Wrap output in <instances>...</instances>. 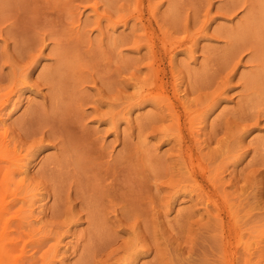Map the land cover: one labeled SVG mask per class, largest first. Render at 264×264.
I'll return each mask as SVG.
<instances>
[{
	"label": "rangeland",
	"instance_id": "obj_1",
	"mask_svg": "<svg viewBox=\"0 0 264 264\" xmlns=\"http://www.w3.org/2000/svg\"><path fill=\"white\" fill-rule=\"evenodd\" d=\"M0 264H264V0H0Z\"/></svg>",
	"mask_w": 264,
	"mask_h": 264
},
{
	"label": "bare ground",
	"instance_id": "obj_2",
	"mask_svg": "<svg viewBox=\"0 0 264 264\" xmlns=\"http://www.w3.org/2000/svg\"><path fill=\"white\" fill-rule=\"evenodd\" d=\"M235 4V3H234ZM227 7H229V6H227ZM234 7H235V5H234ZM232 9V8H231ZM230 12V11H229ZM149 34V33H148ZM181 41V40H180ZM171 43V42H170ZM168 45V44H167ZM168 48V47H167ZM249 49V48H248ZM184 54V53H183ZM186 54V53H185ZM190 54V53H189ZM233 55H234V53H233ZM260 57V56H259ZM260 60H262L261 61V64L260 65H262V62H263V59H260ZM260 60H258L257 62H259ZM172 62V61H171ZM153 65V64H152ZM227 65V64H226ZM60 67V66H59ZM153 67V66H152ZM177 67V66H176ZM183 68H184V66H183ZM171 69H173V68H171ZM174 69H176V68H174ZM226 69V68H225ZM148 70V69H147ZM227 70V69H226ZM232 70V69H231ZM178 71V70H177ZM188 71V70H187ZM229 71V70H228ZM63 72V71H62ZM62 72H60V73H62ZM183 72V71H182ZM174 73V72H173ZM177 73V72H176ZM205 73V72H204ZM58 73H54V75H57ZM146 74V73H145ZM184 74V73H183ZM196 74V73H195ZM200 74H202V73H200ZM206 74V73H205ZM50 75H52V74H50ZM178 75V74H177ZM181 75V74H180ZM186 75V74H185ZM190 75V74H189ZM212 75V74H211ZM206 76H208V74L206 75ZM225 76V75H224ZM46 77H48V76H46ZM146 77V76H145ZM187 77H189V76H187ZM195 77V76H194ZM193 77V78H194ZM202 77V76H201ZM215 77V76H214ZM55 77H53V79H54ZM180 78V77H179ZM178 78V79H179ZM197 78H198V75H197ZM196 78V79H197ZM49 79L51 80L52 78H50L49 77ZM56 80H57V82H56V84H60V82L62 83V82H64V75H60V76H58L57 78H55ZM143 79V78H142ZM200 79H203V78H200ZM199 79V80H200ZM216 79V78H215ZM175 80V79H174ZM205 80V79H204ZM252 80V79H251ZM53 81V80H52ZM55 81V80H54ZM139 81H141V80H139ZM182 81V80H181ZM194 83H195V78H194ZM248 81H250V79L248 80ZM197 82H198V84H199V82L200 81H198L197 80ZM251 82H253V81H250V82H247V83H249V85L248 86H252V85H250V83ZM49 83H51L50 81H49ZM179 83V82H178ZM189 83H192V82H189ZM202 84H203V82H201ZM58 84V85H59ZM176 84V83H175ZM215 84V83H214ZM230 84V83H229ZM53 85V84H52ZM191 85V84H190ZM204 85V84H203ZM207 85H209V84H207ZM54 86H57V85H54ZM133 86V85H132ZM175 86V85H174ZM192 86V85H191ZM214 86V85H213ZM58 87V86H57ZM211 87V86H210ZM247 87V86H246ZM180 88V87H179ZM206 88V87H205ZM250 88V87H249ZM59 89V88H58ZM190 90H191V88H189ZM208 89V88H207ZM186 90V89H185ZM199 90V89H198ZM202 90H204V89H202ZM217 90H218V88H217ZM245 90V89H244ZM243 90V91H244ZM248 90V89H247ZM250 90H252V88H250ZM137 91H139V90H137ZM211 92H212V90H210ZM18 92V91H17ZM141 92V91H140ZM181 92H183V91H181ZM192 92H194L195 93V88H194V91H192ZM245 92H247V91H245ZM252 92V91H251ZM194 93H192L191 94V92H190V94L191 95H193ZM205 93V92H204ZM216 93V92H215ZM249 93V92H248ZM252 94H253V92H252ZM214 95V94H213ZM216 95V94H215ZM253 96V95H252ZM254 96H255V94H254ZM149 97V96H148ZM250 97V96H249ZM198 98V97H197ZM213 98V97H212ZM181 99V98H180ZM184 99H185V97H184ZM190 99V98H189ZM210 99V98H209ZM252 100V99H251ZM199 101V100H198ZM109 102H110V100H109ZM144 102H146V101H144ZM186 102V101H185ZM184 102V103H185ZM188 102V101H187ZM190 102H191V100H190ZM197 103V102H196ZM198 104V103H197ZM148 105V104H147ZM187 107V106H186ZM160 108V107H159ZM190 108H192V107H190ZM189 108V109H190ZM210 108V107H209ZM208 109V108H207ZM207 112V111H206ZM149 115H151V114H149ZM169 115V114H168ZM247 115V114H246ZM245 115V116H246ZM174 116V115H173ZM205 116H207V115H205ZM242 116V115H241ZM244 116V117H245ZM119 117H120V115H119ZM147 117V116H146ZM167 117V116H166ZM203 118V117H202ZM204 120V119H203ZM118 121V120H117ZM201 121V120H200ZM195 122V121H194ZM243 122V121H242ZM117 123V122H116ZM154 123V122H153ZM147 124V123H146ZM211 125V124H210ZM116 126V125H115ZM198 126V125H197ZM202 129V128H201ZM214 131V130H213ZM166 132V131H165ZM215 132V131H214ZM215 135V134H214ZM207 139V138H206ZM2 140V139H1ZM219 142V141H218ZM210 143V142H209ZM41 146V145H40ZM3 147H4V145H3ZM207 147V146H206ZM179 149V148H178ZM4 150H6V149H4ZM8 151V150H7ZM11 152V151H10ZM3 153V152H2ZM12 155V154H11ZM16 155H18V154H16ZM3 156H5V155H3ZM7 156V155H6ZM9 157H10V155H9ZM11 162V161H10ZM14 165H17V164H14ZM262 165V164H261ZM12 166V165H11ZM205 166V165H204ZM15 168V167H14ZM198 168V167H197ZM19 170V169H18ZM204 170V169H203ZM201 171V170H200ZM207 174H209V173H207ZM187 177V176H186ZM217 179V178H216ZM187 180H188V178H187ZM187 180H185V181H187ZM210 180V179H209ZM21 182V181H20ZM120 219V218H119ZM236 222V221H235ZM235 224V223H234ZM236 224H238V222H236ZM240 239V238H239ZM258 243V242H257ZM241 245V244H240ZM245 245V244H244ZM246 245H248V246H250L249 244H246ZM246 248H245V250L246 249H248V250H250L249 249V247H247V246H245ZM133 259V258H132ZM221 262V261H220ZM132 263V262H131Z\"/></svg>",
	"mask_w": 264,
	"mask_h": 264
}]
</instances>
